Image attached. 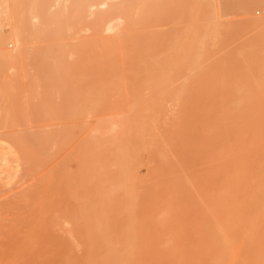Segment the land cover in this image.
Here are the masks:
<instances>
[{
	"label": "rangeland",
	"instance_id": "374dc122",
	"mask_svg": "<svg viewBox=\"0 0 264 264\" xmlns=\"http://www.w3.org/2000/svg\"><path fill=\"white\" fill-rule=\"evenodd\" d=\"M100 1L101 0H0V264H17L20 261L23 263V259L20 260L19 257H21L20 255H26L27 258V254H30L29 257L33 254H38V259L34 256L35 261L44 260L45 257L41 258L42 254L47 255V258L51 257L48 256L51 252H53L55 256L56 253H61V256H65L67 253L68 255L72 253L74 255L84 253V249L78 246L80 243L79 241L82 239L80 240L78 233L76 235V232L79 230L74 227L75 223L71 222L73 218H75V222L78 224L79 229L85 228V230H87L82 224L88 222V220L98 224L101 230H104L108 225V228L110 227V232L114 229L118 230L117 228L131 227L135 224L136 226H133L136 231L135 237L141 238L143 235L141 231L143 220V186H146V184L144 185L143 178H152V181L156 179H153L154 175L151 170H149L151 172L147 171L149 168L147 170L143 168L147 163L146 158L148 157H146V154L149 152L144 153L142 148V97H145L146 94H143L142 89L143 81L141 68L137 64L116 65L79 59V52L77 51L80 48L91 47L95 44L102 46L117 45L115 41L104 42L101 39L94 42L93 31L95 29L102 31L110 24L117 25L121 23L115 27L116 31L142 29L145 31L159 32L163 35L165 34L164 37L173 33L175 37L177 35L176 33H180V31L181 33L190 32L192 29L194 30V28L195 30L197 29V31L198 29L201 30L199 24L202 22L200 24L202 25V30L205 23V26L208 25L206 28L204 27L205 31L207 28L212 31L217 28L215 32L219 33L221 29L230 28L234 30L236 28L237 32H242L241 34L239 33V35H247L245 34V32H247L248 37H244H247L249 40V36L254 33V30L251 29V26L250 29L253 30L252 32L246 29L249 28V24L244 22L246 20H243L245 19V16L242 17L243 13H249L252 17L256 15L254 18L257 19L259 17L260 21L264 19V16L261 18V16L264 15V4H256L257 0L227 1L228 3L232 2L230 3L231 5L228 4V6H232L230 10L226 8V0H211L213 1V5L215 4L214 8L217 12V19H215V15H213L215 16L214 18L212 16L214 21L211 18V10L209 11L208 9L213 5L209 2H205L206 0H202V3L205 5L204 7L202 3L200 5V0H197L198 2L196 0H108L107 6L104 8V10L108 8L107 11H102L103 13L101 11L96 12L94 15L93 9H98V7H100L97 6ZM163 1H165V4ZM88 7L91 14L86 11ZM182 9H184V11H182ZM138 15H140V17L135 19V21L137 20L136 22L140 25L135 26L133 23L131 24V21L134 20L131 19V16L137 17ZM187 16L188 18L185 19ZM202 16H205V19H203ZM228 17H230L234 23L231 22ZM237 17L241 19L239 20ZM197 18L198 20H196ZM206 18L210 20V22L212 20V23L209 21V23L206 22ZM202 19L204 21H201ZM219 19L228 21V24L216 26V24H218L216 20H218L217 22H221ZM95 21L101 22L99 28L95 27ZM224 21L223 23H225ZM235 22H237L236 27L234 26ZM186 23L188 24L186 25ZM230 23L234 24V28L228 26ZM244 24L246 25L243 27L242 25ZM239 28H241V31L238 30ZM209 29L208 31H210ZM218 29L220 31H218ZM243 31L245 32L243 33ZM235 32L236 31H233L232 35L237 38V33ZM163 35L160 36L161 40H163L162 43L160 41V43H157V45H160V48H162V46L164 47V44L168 45V42L174 39V37L170 35L172 40L168 36V39H170L168 41L167 38H163ZM244 37L238 36L239 39L237 40H241V38L244 39ZM251 37H254V35L252 34ZM260 37L264 36L260 35ZM254 38H251L253 39V41H250L251 45L248 44L247 40L245 41L246 47L243 42L244 40H242L241 43V45H243L242 47L237 46L240 44L237 42V44H235L236 46H234L236 47L234 53L237 51L239 55L233 53V55L230 56L232 57L237 54L236 56L239 57L244 50L249 53L251 51L252 55V52L255 50L251 56L253 58L254 54H257L258 58L254 56L257 58L256 61H254V65L256 62L260 63L262 55H260V57L258 55L263 53L257 51V49L264 48V38L261 39L257 35ZM257 38H259V42H256ZM226 41L234 43L235 39L229 38V40ZM226 41L223 42L227 43ZM228 44L229 43L226 45ZM252 44L257 45L252 47ZM260 44L263 48H259ZM221 45L224 46L222 41ZM231 46H229L230 49H232ZM168 47L169 46H167V49ZM224 47L223 49L226 51L228 46H226V48ZM237 47L239 49H237ZM248 47L249 50L246 49ZM50 48L53 52H55L56 49L57 51L59 50V54L63 49H65L63 51H66V49L74 51L73 54L77 52V55L75 54L77 59H71L70 57L74 56L72 54L69 56L70 59H56L57 53H55L54 56L53 52L52 55L55 60L47 59L45 57H49V55L50 57L52 56L51 52L48 51ZM164 49L166 51V47H164L163 50ZM163 50L161 49V51ZM229 51L230 53H228L231 54V50ZM214 54L216 56V53ZM214 54L209 55L210 58H207V60L205 58L207 56L203 55L205 61L202 60L203 56L199 57L201 58L199 59L200 62L202 61L201 64L206 61L209 63V60L211 61V57L213 58L212 55ZM219 54L217 56L221 57ZM164 55H166V52L163 56ZM224 57L222 58L227 61ZM226 57L228 61H230L229 57ZM249 57L250 56H246L245 58L248 59L245 60H250ZM234 58L235 59L232 60L234 63H230L232 65H236V63L240 61L238 59L239 61L236 62L237 58ZM243 60L244 59H242V63ZM196 61L197 60L194 61L195 64L193 63L194 67ZM226 61L225 63L228 62ZM248 63L249 61L246 62V65ZM214 64L216 65V62ZM214 64L213 66H215ZM243 64L240 62L239 65ZM185 65L186 64H184V66ZM206 67L204 66V68H201L203 69L201 72L205 71V73H208L211 67L208 70ZM220 67H223V64L222 66L220 64ZM227 67L230 70L229 66H226V71ZM132 68L137 69L139 71L138 74L128 72V70ZM241 68L242 71L238 70V73L244 72L246 71L244 69H249L250 67ZM194 69L195 75L196 71ZM217 69H212V76L214 74L213 72L217 71ZM223 70L224 68L221 70V73ZM219 72L217 74H219ZM181 73L183 75L184 70L181 71ZM185 73H187V71H185ZM187 75L189 77V80H187H191V83L193 82L192 80L195 82L197 81L195 79H190L192 74H190V76L189 74ZM187 75L185 74V77L183 76L182 79H185ZM197 75L195 76L197 77ZM225 75L223 77H226ZM198 76H200V74ZM202 78L203 76L201 77V81ZM212 78L214 79V77ZM208 79L207 81L209 83L207 82L206 84H210V81H214ZM174 80L176 81V78ZM180 80V77L177 78L179 83L176 84V86L178 89L183 83L181 80L182 83L180 84ZM177 81L175 83H177ZM162 82L163 84L165 82L166 85L168 81ZM215 82L216 79L214 83ZM175 83L170 82L172 86H174ZM204 83L202 82L201 84V82L199 83L198 81L197 86L199 84V86L202 85L204 87L206 85ZM186 84L189 83L186 82ZM195 85L192 84L191 86L196 87ZM176 86H174V91ZM184 86L182 90H180V86V89L176 90V92L179 91V93H183L180 91L185 90L184 94L194 92V94L198 95V90H200L202 93V87L199 89L195 88L197 91L191 89L192 92L189 89V91L186 90L188 86L190 87V84L187 87L185 86L186 89H183ZM204 89L206 90L207 88L204 87ZM205 90H203V92H206L208 89ZM208 91L210 92V90ZM208 91L206 93H208ZM190 93H188V95ZM201 93H199V95ZM190 96H192V94ZM112 134L116 138L111 141L109 137ZM116 151H119V155L117 159H114L111 156ZM150 157H152V155H150ZM93 159H97L96 163H100L102 171H104V168L108 164L110 166L114 164L118 169V174L114 175L112 181L114 187L113 189L111 188V199L106 200L105 203H101V208H99V205L98 207L96 206L98 201L94 203L93 209L96 213H93L89 208L88 210L85 206V204H88L86 202L94 198L95 195L93 192V181L96 174L93 173V164H95V160ZM153 160L154 159L148 162L151 163L152 166L154 164L155 167H158V160H155L156 162ZM189 162H191L192 165L190 163L187 165L189 169L191 168L192 170L193 160ZM150 168L152 169L151 166ZM104 173L106 175V172ZM148 175H152L153 177H149ZM148 181H146V183H148ZM149 188L150 187H148V189ZM146 189L147 188H145V190ZM188 189L191 191L190 195L194 194L193 188L191 189V187H189ZM110 200L113 202H110ZM93 201L95 200L93 199ZM192 202H194V200ZM186 203L188 202L186 201ZM191 204L188 203L190 206ZM81 205L82 207L84 206V208L80 207ZM78 207L82 210L87 209L86 214L90 212L88 215L89 217L86 215L88 220H83L85 212L82 213V211L81 215L79 213L80 208ZM97 208L100 211H98ZM186 208H189V206ZM186 208L182 213L189 212V210L186 211ZM69 213L75 215V217H70L71 219H69ZM194 214L191 215L193 216L192 218H194ZM184 215L185 214H183V216ZM191 216L187 215V217L190 218ZM185 217L186 215L183 219ZM178 220L180 221L182 219L178 218ZM186 220H189V218ZM71 223H74L73 227ZM193 223L194 220L190 222L191 226ZM101 224H104L105 227ZM187 226H189L188 223L186 228H188ZM65 228H73L74 231H76L73 232V235L75 233L74 236L78 239L67 232V229L65 231ZM108 228L106 227L105 231H107ZM114 231L109 233L110 236L113 238H120L121 235L115 234L116 231ZM80 234L81 233H79V235ZM81 235L85 236V234ZM68 236L70 238L67 239L66 237ZM58 237L60 241H53V248L57 245L56 243L61 242L64 238L67 241H69V239L73 241L74 239H71V237H73L76 242L79 243L77 244L73 241V243L77 244L74 246H72V244L69 246L66 244L67 253L64 252L63 246L65 244L62 243L63 246L60 245V247H62L61 249L63 251L61 249L56 250L57 247H55V250L53 249L54 251L52 249L50 250V248L45 245L48 242H45V240L52 241L56 240L52 238ZM37 241H42V246L45 245V247H43V249L42 247L33 248V246H36L38 243ZM32 242L36 244L33 243V249H30L28 246H30ZM50 242L48 244L51 245L52 243ZM52 246L50 247L52 248ZM46 247L48 249H46ZM70 247L71 249H68ZM47 250L51 252L47 253ZM62 252L65 254L63 255ZM16 258L19 262L14 263ZM29 259L33 260V258ZM50 259H52V257ZM25 261L26 260H24V262ZM45 261L47 260H44V263ZM26 262L28 264L29 260ZM36 262V264H42L41 261V263L39 261ZM49 262H46V264H52L51 262L53 261L51 260ZM31 263L32 261L29 264Z\"/></svg>",
	"mask_w": 264,
	"mask_h": 264
},
{
	"label": "bare ground",
	"instance_id": "6f19581e",
	"mask_svg": "<svg viewBox=\"0 0 264 264\" xmlns=\"http://www.w3.org/2000/svg\"><path fill=\"white\" fill-rule=\"evenodd\" d=\"M200 1L199 3L201 5L202 0ZM227 1L230 0H226V8L230 10V7L232 8V6H228V4L232 2L228 3ZM163 2L165 4V1ZM205 2H209L213 5V1L211 0H206ZM256 2V4H264V0H257ZM107 3L108 0H101L97 5L100 7H98V9H93L94 15L96 12L107 11L108 8L104 10ZM214 5L208 9L209 11L211 10V18L215 15L216 17L213 16V18L215 17V19H217V12ZM204 6L205 5L203 4V7ZM87 9L88 10L86 11L90 13L89 7ZM182 11H184V9H182ZM263 16L264 15H262L261 18ZM139 17L140 15L137 17L131 16V19H134L131 21V24L133 23L135 26L140 25L136 22L137 20L135 21V19H138ZM191 17L194 18L193 16ZM204 17L205 16H202L203 19H205ZM242 17L245 18H242L243 20H246L244 22L249 24V28H245L248 31L253 29L254 33L252 34L254 37L257 35L259 38L263 39L264 37H260V35L264 36V19L263 21H260L259 17L255 19L249 13H243ZM187 18L188 16L185 19ZM198 18L196 20H198ZM203 19L201 21H204ZM229 20L234 23L231 18ZM208 21L210 22V20H207L206 18V22ZM217 21L218 20H216V23L218 24L213 22L216 26L228 24V21L223 20L225 23H223L222 20H220L222 23ZM95 23V27L99 28L101 22L95 21ZM201 23L202 22H200V24ZM210 23H212V20ZM236 23L237 22H235V25L230 23L231 25L229 24L228 26L234 28V26L236 27L237 25ZM120 24L121 23L117 25ZM187 24L188 23H186V25ZM200 24L199 27H201V30L198 29L199 32L197 29L195 30V28L190 32L184 33H181L179 30L180 33H176L177 31L175 32L177 34L175 37L173 36V33L170 34L174 37L173 40L172 37L168 35L172 41L168 42V45L164 44L166 51L165 49L163 50V46L160 48V45H157V43H162L163 41L160 38L163 34L159 32L145 31L142 29L116 31L115 27L117 25L110 24L102 31L95 29L93 31L94 36L92 35L93 40L94 42L100 39L104 42L115 41L117 45L105 44L106 46H102L95 44L91 47L80 48L77 51L79 52V59L81 58L83 61L91 60L98 63H110L116 65L137 64L141 68L143 81L142 89L143 94H146L145 97H142V148L144 153L149 152L146 154V157H148L146 158V165L148 166L144 165L143 168H146V170L149 168L147 171L151 170L154 177L152 175L148 176L156 179L155 181H152V178H146L147 180L143 178L144 185L146 184V186L151 188L148 189V187L143 186L142 227L140 225L143 235L141 238L135 237L136 231L133 226L136 225L134 224L131 227L126 228L116 227L118 229H114L116 232L111 230V232L114 231L115 234L121 235L120 238H113L109 234L111 232L109 231L110 227L108 228L107 224L106 227L109 232L105 231L106 227L104 224H101L105 227H103L104 230H101V227L98 224L93 221L90 222L91 220L87 219L90 213L88 212L86 214L88 208L93 211V213H96L93 209L94 203L98 201L96 206L98 207L99 205V208H101V203H105L106 200L111 199V188L113 189L114 187L112 181L114 175L118 174V169L114 164H112V166L109 164L107 166L105 165L107 168L105 167L106 169L104 168V171H102L100 163H96L97 159H93L95 160V164H93V173L96 174L93 181V192L95 195L94 198H91L86 202L88 203L87 205L85 204L87 208L86 210L80 208L82 205L78 207L80 208L79 213L81 215L85 212V215L83 214V220H88V222H85L82 225H84L87 230H85V228L79 229L78 224L75 222V218H73L75 215L70 213V215L67 216L69 219L73 218L74 221L73 219L70 221L75 223H71L72 227L74 224V227L81 231L76 232L73 228H65V231L67 229V232L71 235H73V232H76V235L78 233L80 240L82 239L79 241L80 243L78 242L79 244L76 242L75 238L71 237V239H74L73 241H75L79 247L81 246L85 252L79 255H74L73 253L68 255L66 246H69L70 244L74 246L76 243H73V241H70L69 239L70 243L68 244L69 241L62 238L63 240L58 242L59 244L56 243L58 246L55 245L53 248L52 245L54 242L58 240L60 241V238H52L56 240H45V242H48L47 244L44 242V244L50 248V250H55V247H57L56 250H60L62 248L60 245L65 244L62 246L67 255L61 256V253H56L55 256L53 252L47 250V253L51 252L48 256H51L52 259H50L51 257H48L49 260L47 255L40 254L41 258L45 257L44 260H47L45 263L44 260L34 261L35 258L38 259V254H33L31 257H29L30 254H27L28 257L33 258V260L28 257L26 258V255H20L21 257H19V259H23L22 261L24 264H27L26 261L28 260L29 263L32 261L33 264L34 262L36 264V261H41L42 264H46V262L51 260L53 261L51 262L52 264H264V48L261 47V44L260 47L258 45L259 48L263 49H257V51L263 54L258 55L259 57L262 55V59L260 63L256 62L255 65L254 61L258 58L257 54H254L257 58L254 56L253 58L251 57L255 50H252V55L251 51L249 53L246 52V50H242L243 52L242 54L240 53L241 55L239 57L244 59L243 64L242 59L236 56L237 54L239 55L237 51L235 52L237 53L235 56L231 57L230 55H233L234 50L236 49L234 46H236L235 44H237V42L238 44L240 43L237 45L240 47L243 46L241 45L242 40H244V45L246 40L248 44L251 45L250 41H253L251 38H254L251 37L252 34L249 36L251 40H248V33L245 31H243V33L245 32L247 35H239L240 32H237L236 28V30L228 28L221 29V31L218 29V31H220L219 34L218 32H215L217 28H215L214 31L207 28L205 31L204 27L206 28L208 26H205L206 23L202 30V25ZM245 25L246 24L242 26L244 27ZM208 29L210 31H208ZM238 30L241 31V28ZM253 30H251V32ZM233 31H236L237 38L232 35ZM164 35L163 38H169L168 36L164 37ZM238 36L247 37L237 40L239 39ZM229 38H232L233 40L235 39L234 43H230L232 40L226 41L229 40ZM259 38H257L256 42L260 41ZM170 39H168V41ZM221 41L225 47L221 45ZM223 41H226L229 44L226 45L227 43H224ZM255 45L252 44V47ZM167 46H169L168 49ZM226 46L228 47L226 48ZM229 46L234 49H230ZM223 47L226 48L227 52ZM249 47L246 49L249 50ZM161 49L164 52L161 51ZM227 49L231 50V54H229L230 51ZM237 49L239 48L237 47ZM51 50V48L48 49V51L51 52V55L54 53L55 56V53H57V56L55 57L56 59H77V52L73 54L74 51L67 49L66 51H63L65 50L63 49L59 54V50L57 51L56 49L55 52ZM165 52L166 55L163 56ZM214 53H216V56ZM71 54L74 55L72 56L73 58H69ZM211 54H214L212 55L214 59L211 57L209 63L206 61L201 64L202 61L200 62L199 59L201 58L199 57L206 55L207 57L205 58L207 60V58H210L209 55ZM218 54L221 55V57L217 56ZM204 56L202 60H204ZM226 56L229 57L231 62L228 61ZM246 56L251 57H249L250 60H248L250 64L248 63L247 65L246 62L248 61L246 60L248 58H245ZM49 57L47 56L45 58L55 60L53 55L50 58ZM222 57L226 58L228 62ZM234 57L237 58L236 62L240 60L236 65L230 64L234 63V61H232L235 59ZM195 60H197V66L195 65L194 67L193 63ZM214 61L216 62V65L214 64ZM225 61L227 63H225ZM240 62L243 65H239ZM184 64H186V67ZM213 64L215 66H213ZM220 64L221 66L223 64V67H220ZM225 64L226 66H229L230 70L227 67L226 71ZM203 65L205 67L208 66L206 67L207 70L211 67V69H209L210 71L208 70V73H205V71L201 72L203 70L201 68H204ZM245 65L247 68L249 66L251 69H244L246 68ZM234 66L235 68L237 66V70ZM193 67L198 69H194ZM215 67L216 69L218 68L219 70L217 69V71L220 72L217 74L218 72L215 71L217 73L213 72L214 74L212 76V69L216 70ZM241 67L246 71H239L240 73H238V70L242 71ZM192 68L196 71L195 75H197L198 72V75L200 74V76L197 75L196 77ZM223 68L224 70L221 73ZM183 70L184 74L182 75L183 72L181 73V71ZM185 71H187V73H185ZM128 72L138 74L139 71L132 68L128 70ZM185 74H189V76L192 74L190 79H195L197 81L195 82L192 80L193 82L191 83V80L188 81L189 77L187 75L185 79L183 78L185 80L184 82L182 77ZM223 74L226 77H223ZM207 75L211 76L208 77ZM202 76L203 78L201 81ZM179 77L184 83L183 84L180 80V84L182 83L183 86L186 82L190 84V87L188 86L189 84H186L185 86H188L187 89L185 86L183 89H186L187 91H192L191 89L197 91L195 88L199 89L202 87V93L198 90L202 95H199V93L196 95L193 91V93L188 92L190 93L189 95L188 93L184 94L185 90L180 91L183 93H179V91L176 92V90L180 89V86V90H182L183 87L182 84L179 86V89L176 86V84L179 83V79L177 81V78ZM212 77H214V79ZM175 78L177 83H175ZM207 79L214 81L216 79V82L214 83V81H210V84H206L208 82ZM162 81L168 82L165 85V82L163 84ZM198 81L199 83L201 82V84L202 82H205L204 84L206 85L204 87L210 90V92L206 89L208 91V93H206L207 91L201 84V86H199V84L197 86ZM170 82L175 83V85L173 84L176 86L175 91L174 86H172ZM192 84H196V87L191 86ZM203 90L206 92H203ZM191 94L192 96H190ZM114 138L116 137L112 134L109 137V140L112 141ZM190 154L192 155V158ZM118 155L119 151H116L111 157L117 159ZM150 155H152V157H150ZM151 158L154 159V162H156L155 160H158V167H155L153 163L152 166L151 163L148 162L152 161ZM190 160H193L192 170L188 167V163L191 164V162H189ZM104 172H106V175ZM146 181L150 183L148 184ZM189 187L194 189V194L190 195L191 191L188 189ZM145 188L147 189L145 190ZM191 196H194L193 199ZM93 199L95 201H93ZM193 200L194 202H192ZM186 201L189 204L192 202L193 205H188ZM110 202L113 201L110 200ZM188 206L189 208H186ZM82 208H84V206ZM185 208L186 211L189 210V212L185 211L186 213H182ZM183 214L186 215L184 219L183 217L185 215L183 216ZM193 214L194 218L191 216ZM187 215H190L191 218L187 217ZM178 218L183 221H179ZM187 218H189V220H186ZM190 220L192 222L194 220L192 226ZM187 223L189 225L187 227L190 229L186 228ZM79 233L83 235L85 234V236H82L81 234L79 235ZM66 238L68 239L70 237L68 236ZM37 242L39 244L32 242L30 245L31 247L28 246V248L33 249L34 247H42L43 249V247H45V245L42 246V241ZM49 242L52 244H48ZM33 243H35L36 246H33ZM50 246H52V248ZM47 247L46 249H48ZM68 249H71V247ZM64 252H62L63 255L65 254ZM24 260L26 261L24 262ZM17 262L19 261L16 258L14 263ZM19 263L23 264L21 261Z\"/></svg>",
	"mask_w": 264,
	"mask_h": 264
}]
</instances>
